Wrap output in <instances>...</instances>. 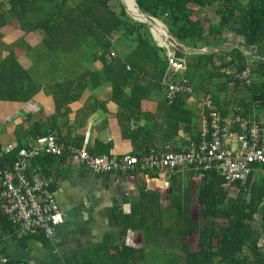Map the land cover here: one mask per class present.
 <instances>
[{
  "label": "trees",
  "instance_id": "trees-1",
  "mask_svg": "<svg viewBox=\"0 0 264 264\" xmlns=\"http://www.w3.org/2000/svg\"><path fill=\"white\" fill-rule=\"evenodd\" d=\"M134 1L141 12L162 21L187 48L208 51L227 42L240 41L256 48L257 56L264 59V0ZM6 2H0V28L15 21L23 32L41 31L38 60L44 65L49 61L56 79L60 78L61 69L71 72L80 61L85 67L97 61L101 64L100 71L86 69L75 75L71 72V76L64 74L61 82L49 85L55 107L51 121L64 114L81 92L106 83L111 90L110 99L118 108L116 118L122 138L130 141L131 155L179 152L174 142L180 134L183 149L199 143L202 122L195 114L199 109L198 99L209 100L224 118L227 105L222 96L230 85L248 95L245 113L235 114L251 117L255 105L264 111V62L233 49L226 53L189 55L179 60L183 65L181 76L188 81L195 103L190 102L188 94L177 95L171 103L163 96L156 101L154 114L133 112L132 108L140 109L141 102L159 98L164 91L160 83L166 70V51L153 40L150 26L132 21L119 0ZM205 8L215 12L217 22L206 26L200 23L197 15ZM116 35L130 42L131 52H115ZM14 48L26 54L30 52L22 42L6 47L8 54L0 62V101L25 103L36 95L39 87L30 73L17 64L11 53ZM109 51L116 54V59L106 60ZM86 56L91 58L90 63L85 61ZM249 68H252L250 84L246 85L237 76ZM132 123L136 125L134 130ZM53 131L51 127L42 131L39 124L33 123L26 135L18 138L17 146L26 147L29 141ZM157 139L159 145L171 146L158 150ZM74 141L66 139L65 146H81L82 140ZM1 149L0 146V170H11L17 154L4 155ZM110 149L109 143L98 144L90 155L109 156ZM57 160L65 163L63 158L52 156L36 158L30 162L28 173L47 179L44 169ZM177 173L181 174L172 173L168 181L171 184L161 189L167 191L161 201L157 189H143L139 203L128 215L114 216L111 222L120 228V233L91 246L85 264H264V165L256 166L245 184L236 183L231 188L223 187L215 169L199 173L188 169L182 173L191 185L189 190L186 184L175 180ZM3 211L0 207V242L7 236L16 237V228ZM32 236L36 235L19 239ZM115 238L119 240L116 246L112 243ZM169 240L174 246H170ZM10 263L7 260L6 264Z\"/></svg>",
  "mask_w": 264,
  "mask_h": 264
},
{
  "label": "crops",
  "instance_id": "crops-1",
  "mask_svg": "<svg viewBox=\"0 0 264 264\" xmlns=\"http://www.w3.org/2000/svg\"><path fill=\"white\" fill-rule=\"evenodd\" d=\"M42 39L41 31L23 32L15 21L0 28V62L8 54L7 46L24 43L30 48L28 54L19 48H14L11 53L15 55L19 67L30 73L35 86L39 87V91L28 102L0 101V128L3 120L7 123L6 119L12 115L23 114L21 119L7 123L11 125V127L8 125L10 130L8 133L12 137L7 145H18V138L26 135L31 124L37 123L42 131H49L50 127L54 128L52 133L64 145L66 139L82 140V145L87 136L86 148L89 154L98 144L107 145L108 143L111 144L109 156L119 158L132 154L130 141L122 138L116 118L118 108L116 103L110 99L111 90L106 83H102L93 90L81 92L78 99L68 105L64 114L58 116L55 121H51L55 114V107L49 95L52 88L49 85L54 81L61 82L64 74L71 76V72L68 69L67 72L61 69L58 74L60 78L56 79V75H52L49 61L45 62L47 65L39 62L38 52ZM118 40H120L117 44L118 51L129 53L132 49L130 42L116 35L113 41L115 43ZM127 44L130 45L128 50ZM79 63L78 66L81 65V61ZM86 69L100 71L101 64L97 61L85 67V63L82 62L80 71L83 73ZM40 70L47 72L43 79L34 77L35 73H39ZM160 87L162 88L161 85ZM164 92L159 94V98L152 97L151 100L141 102L140 109L132 108L131 110L136 113L154 114L156 101L165 97ZM227 97L228 100L225 99L226 95L222 96L227 105L225 109L227 115L222 119L231 121L235 116H239L235 113H245V101L248 100V95L242 89H233ZM190 102L195 103L196 99ZM192 106L194 107L195 104ZM258 111V105H255L253 116L240 117L264 127V111ZM197 112L196 109L195 114ZM139 125H143V121ZM133 126L135 128H132ZM131 129H136V125L132 123ZM233 131L238 132L239 130L234 128ZM157 135L159 137V134ZM182 137L180 134L174 142L175 147L180 150H183ZM157 144L158 150H165L171 146V144L159 145L161 144L159 139H157ZM44 171L47 173V179H45L51 184L54 199L62 213V223L50 238L42 235L32 236L26 240H20L14 236L4 237L0 242V257L6 258L9 263L11 262L10 264H85L88 255L86 252L91 246L101 243L108 236H118L120 228L114 227L111 219L118 215H128L139 203L140 192L143 189L144 191L149 188L157 189L158 200H162L167 191L163 192L161 189L171 184L168 182L170 177L162 170H156L150 174L135 171L126 175L116 173L96 175L78 164L62 163L57 160ZM185 171L181 170V174L177 173L175 177V180H180L184 185L188 180L182 176ZM118 242V238H115L112 243L116 246Z\"/></svg>",
  "mask_w": 264,
  "mask_h": 264
},
{
  "label": "built area",
  "instance_id": "built-area-1",
  "mask_svg": "<svg viewBox=\"0 0 264 264\" xmlns=\"http://www.w3.org/2000/svg\"><path fill=\"white\" fill-rule=\"evenodd\" d=\"M105 58L116 59V54L109 51ZM165 61L166 70L160 85L165 91L166 101L171 103L180 94H188L192 101L194 94L188 81L181 76V62L169 51ZM250 74L251 71L247 69L237 79L249 85ZM198 104L196 116L202 122V140L189 144L179 152L167 151L147 156L127 154L119 158L92 156L86 148L87 136L80 147H75L65 146L53 133L29 142L26 147L18 148L17 144L3 147L1 152L4 155L17 154L11 170H0V207H3L7 220L16 228V238L27 235L50 238L62 223V213L49 181L28 173L30 162L42 156L63 158L66 163L78 164L96 175L162 170L170 176L181 170L192 169L199 173L215 169L223 180V187L245 184L255 167L264 165V127L240 116L225 121L209 100L200 99ZM22 117L23 114L16 113L6 122L12 123ZM234 128L239 131L234 132ZM197 175L201 177V174ZM6 263L7 259L0 257V264Z\"/></svg>",
  "mask_w": 264,
  "mask_h": 264
},
{
  "label": "water",
  "instance_id": "water-1",
  "mask_svg": "<svg viewBox=\"0 0 264 264\" xmlns=\"http://www.w3.org/2000/svg\"><path fill=\"white\" fill-rule=\"evenodd\" d=\"M124 7L126 15L134 22L146 24L151 28L153 40L160 48L166 52H171L177 60L183 61L189 55H211L218 53H226L233 49H240L251 59L264 62V59L257 56L256 48H249L246 44L240 41L227 42L213 49L206 51L205 49H190L178 42L168 31L162 21L153 18L139 10L134 0H119ZM160 30L162 32H160Z\"/></svg>",
  "mask_w": 264,
  "mask_h": 264
},
{
  "label": "rangeland",
  "instance_id": "rangeland-1",
  "mask_svg": "<svg viewBox=\"0 0 264 264\" xmlns=\"http://www.w3.org/2000/svg\"><path fill=\"white\" fill-rule=\"evenodd\" d=\"M7 0H4V2L3 3H7L6 2ZM113 8H114V10H118L117 9V6H116V4L115 3H113ZM217 15L215 14V12L214 11H212V10H210V9H207V8H205L204 10H202L198 15H197V19L200 21V23L202 24V25H209L211 22H217ZM120 42V40H118V41H116L115 42V44H114V49H115V52H118L119 54H122V53H124V51H122L121 49V51L119 52L118 50H119V47L117 46V44ZM130 44V43H129ZM129 44H127V50L130 48V45ZM129 45V46H128ZM126 47V46H125ZM131 47L133 48V46L131 45ZM132 51V49H130V52ZM228 56V55H227ZM91 60V58L90 57H85V61H87V62H89ZM90 63V62H89ZM86 64H88V63H86ZM74 68L72 69V71H71V68H70V71L75 75V74H78L79 73V71L82 69V64L80 65V66H78V64L77 65H74L73 66ZM252 69V68H251ZM251 69L249 68V70L251 71ZM45 75H47V72H41V70H40V72L39 73H35V75H34V77L35 78H38L39 77V79H43V78H45L44 76ZM213 84H212V87L213 88H215V82H212ZM237 89H239V88H237ZM230 91H233V85H231V86H229L228 87V90H227V92H226V98L225 99H227L228 97V95H230ZM228 100V99H227ZM8 125L11 127V125L10 124H7V123H5V121L3 120L2 121V123H1V128H0V132H1V134H0V146H1V148H3V147H5L6 145H7V143L8 142H11V140H12V137H11V135L9 134L10 133V130H9V128H8ZM9 132V133H8ZM186 189L187 190H189V189H191V185H189L188 184V182H186ZM190 197H192V193L190 192ZM166 203V202H165ZM166 205V204H165ZM165 207V206H164ZM169 242H171L170 240H169ZM170 246H174L173 244H172V242H171V245ZM179 251V250H178Z\"/></svg>",
  "mask_w": 264,
  "mask_h": 264
},
{
  "label": "bare ground",
  "instance_id": "bare-ground-1",
  "mask_svg": "<svg viewBox=\"0 0 264 264\" xmlns=\"http://www.w3.org/2000/svg\"><path fill=\"white\" fill-rule=\"evenodd\" d=\"M160 32H162V31L160 30Z\"/></svg>",
  "mask_w": 264,
  "mask_h": 264
}]
</instances>
